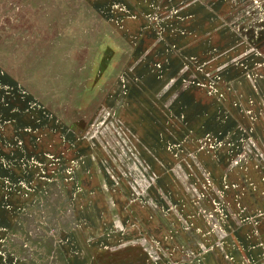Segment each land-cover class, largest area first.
<instances>
[{
	"label": "rangeland",
	"instance_id": "1",
	"mask_svg": "<svg viewBox=\"0 0 264 264\" xmlns=\"http://www.w3.org/2000/svg\"><path fill=\"white\" fill-rule=\"evenodd\" d=\"M189 37L199 53L182 54L181 89L174 77L160 91L165 66L146 47ZM196 88L222 111L215 129L167 113ZM245 227L264 245V0H0L3 264L56 263L65 233L95 251L113 235L145 244L162 252L150 264L234 263L225 251ZM193 231L202 244H187Z\"/></svg>",
	"mask_w": 264,
	"mask_h": 264
},
{
	"label": "crops",
	"instance_id": "2",
	"mask_svg": "<svg viewBox=\"0 0 264 264\" xmlns=\"http://www.w3.org/2000/svg\"><path fill=\"white\" fill-rule=\"evenodd\" d=\"M117 1V0H116ZM199 7L201 6H194L193 10H188L191 13V18L193 19V22H190V24L194 25L195 29L192 31V33L199 34L198 27L196 28V20L200 17V14L197 12L199 11ZM208 26H203L202 30L205 31L204 33H208L209 35L212 33L209 32V28H206ZM193 37L189 38H178L180 40L178 42V47L176 50H173L172 52H168V49L165 47V45L162 42L158 41L155 39L152 44H148L146 47L147 50V56L151 57L148 59V61H152V64H149V66H157L158 63H163L165 66V71L163 69L162 72L159 73L160 76V82L157 85V89L162 91L161 84L165 85V82L169 79H174V77H177L175 82L177 84V81L179 82V85L177 84L178 88L181 89L180 87V81L179 77L181 76L180 72L181 68L183 66V60H182V54L187 58L188 54L191 56H194V53H199V49L195 47V45L198 44V40H195L191 42ZM183 40H188V41H183ZM155 50L153 53H150V51ZM195 50V52H194ZM169 53V54H167ZM154 57V58H153ZM143 61V60H141ZM155 62V64H153ZM141 64V63H140ZM155 77H157L155 75ZM233 77H236L234 80H239V77H242V75L239 76V74H234ZM178 79V80H177ZM175 87V84L173 85ZM164 88V87H163ZM165 93V91H164ZM178 96L180 97L179 100L176 102L173 101L172 105H174L173 109H170V112H167L168 114L171 115L173 114V111L180 113H185L188 115L189 122H186V124H181L183 127H179L180 129L184 130H195V131H203L206 130L205 126H212L213 129H215V124H217L218 117L221 116L222 111H219L217 113H213L215 109H211V104L210 102H207L206 99H203L202 97H205V95L199 91V89H191L190 91H179ZM218 98V97H217ZM232 98H228L223 111L229 107V113L236 115L235 108L233 106V103L231 102ZM206 101L207 104H201V101ZM197 105H201L203 107H199ZM157 111V110H156ZM177 113V114H178ZM157 114V112H156ZM239 114V113H238ZM217 115H219L217 117ZM159 119L161 120L160 123H157L162 125V117L161 115H158ZM238 117V115H236ZM157 117V116H156ZM175 118L177 119V116L175 115ZM237 120V118H236ZM210 121V122H209ZM207 122V123H206ZM180 126V124H179ZM157 139L160 140L159 136H157ZM157 142V140H156ZM158 143V142H157ZM160 145L163 146V142L160 140ZM163 156V155H161ZM163 157H158L155 158V164H156V171H158L159 174H163L162 171L158 168V163L162 162ZM203 160L207 159L206 157H202ZM154 159V158H152ZM205 161V160H204ZM208 166L214 167L215 171L219 172V168L215 165L212 164L211 162L206 163ZM224 164V162L222 163ZM174 178V177H173ZM160 181V180H159ZM179 195H184L178 191ZM178 193L174 195V197L177 196L176 200H174L176 203H179L180 200L184 197L178 196ZM163 216V215H162ZM161 216V218H155V223L159 225L161 229L164 228V218ZM116 220V219H114ZM143 220V221H142ZM144 222V226H146V219L144 220L143 217L141 219V224ZM160 223V224H159ZM200 225V224H199ZM91 226H93L91 224ZM143 226V225H142ZM143 226V227H144ZM145 228V227H144ZM74 230V229H73ZM247 228L245 227L244 229L240 230L239 233L237 232L236 234H231V238H229L230 243H234L232 247L227 248L225 251L228 255L225 257H229L230 259H233L235 262L234 263H229L225 258H223L222 252H213V253H206L208 256L205 257L203 256L202 258L200 257V264H264V245H258V239L255 237L253 233H248L246 232ZM76 231V229H75ZM144 233V231H143ZM125 235H128V232H125ZM88 236V235H86ZM148 237V236H147ZM85 236H82L81 234L79 235L78 233H70L67 235L65 233V237L60 238V247L61 249L59 250V255H58V262L56 263H51V264H150V261H153V259H158L159 257L162 258V252L153 250V252L150 253L147 251L144 247L145 244H142V246L138 245L136 246L135 244H132L131 242H127L125 244H121L120 238L122 236L120 235H113L112 237H109L108 239L110 242H112L113 248L109 249L105 247L103 249H100L98 251L97 248L95 249L96 246L91 245L90 247L86 246L83 244V242H92L95 240H83ZM142 238V237H141ZM151 238H149V243L152 244ZM145 238L143 237L142 240ZM130 239L126 238L123 239V241H128ZM183 241V240H182ZM203 239H201L200 235L196 233V231L189 232L186 237V242L187 244H190L191 242H194V244H197L198 242H201ZM173 245H179L177 239L174 240L172 238ZM189 247L193 248L195 245L191 244ZM190 249V248H188ZM195 251L196 249H192ZM155 251V254H154ZM203 254V253H202ZM165 255V254H164ZM168 255H175L173 252L168 253ZM168 255H165L168 257ZM227 257V258H228ZM153 258V259H152ZM196 258V257H195ZM163 262V260H161ZM158 262V261H157ZM195 262V261H194ZM0 264H3V260L0 259ZM153 264V262H152Z\"/></svg>",
	"mask_w": 264,
	"mask_h": 264
},
{
	"label": "built area",
	"instance_id": "3",
	"mask_svg": "<svg viewBox=\"0 0 264 264\" xmlns=\"http://www.w3.org/2000/svg\"><path fill=\"white\" fill-rule=\"evenodd\" d=\"M219 83L218 82H215V85H218ZM221 98V96H219ZM216 140V139H215Z\"/></svg>",
	"mask_w": 264,
	"mask_h": 264
}]
</instances>
